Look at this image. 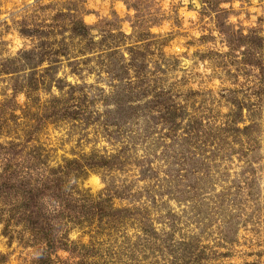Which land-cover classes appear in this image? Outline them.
I'll return each mask as SVG.
<instances>
[{"label":"rangeland","instance_id":"374dc122","mask_svg":"<svg viewBox=\"0 0 264 264\" xmlns=\"http://www.w3.org/2000/svg\"><path fill=\"white\" fill-rule=\"evenodd\" d=\"M0 264H264V0H0Z\"/></svg>","mask_w":264,"mask_h":264}]
</instances>
